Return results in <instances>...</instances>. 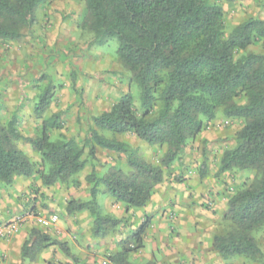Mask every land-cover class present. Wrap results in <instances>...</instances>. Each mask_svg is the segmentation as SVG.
Segmentation results:
<instances>
[{"label":"trees","instance_id":"16d2710c","mask_svg":"<svg viewBox=\"0 0 264 264\" xmlns=\"http://www.w3.org/2000/svg\"><path fill=\"white\" fill-rule=\"evenodd\" d=\"M49 1L0 0V41L19 42L36 22L37 10ZM78 1L84 8L79 28L92 35V43H117V59L139 90L138 107L128 91L109 110L92 117L81 143L75 138L50 139L49 131L61 129L57 113L43 121L36 137L22 135L15 115L5 123L0 120V193L16 177L37 175L45 188L66 183L97 160V149L122 155L127 172L111 167L98 176L92 170L85 178L91 185L89 200L66 206L68 215L87 212L93 236L101 238L106 224L114 228L122 219L101 214L99 187L126 209L143 208L163 182L164 170L183 163L188 142L220 117L240 120L233 146L220 156L217 174L248 171L253 177L228 198L222 216L226 229L213 237L212 246L222 260L241 257L261 263L264 255L254 233L264 228V52L249 48L264 41V20L248 17L227 32L224 8L217 0ZM46 77L41 74L37 81ZM54 94L51 85L39 93L33 107L36 117L47 113ZM128 134L148 146L165 147L158 165L115 138ZM19 143L40 155L39 169ZM205 162L203 157L202 168ZM146 229L142 223L110 262L132 264L128 255L143 247ZM54 244L32 229L21 258Z\"/></svg>","mask_w":264,"mask_h":264},{"label":"rangeland","instance_id":"374dc122","mask_svg":"<svg viewBox=\"0 0 264 264\" xmlns=\"http://www.w3.org/2000/svg\"><path fill=\"white\" fill-rule=\"evenodd\" d=\"M217 1L224 8L227 32L248 17L264 20V0ZM83 15L78 0H50L37 10L36 22L19 42L0 41V120L5 123L15 115L25 137L39 136L43 121L57 113L61 129L49 131L50 139L75 138L81 143L92 117L109 110L128 91L138 107L139 90L117 59V43L93 44L92 35L79 28ZM249 50L264 52V41L255 42ZM41 74L48 76L44 82L37 81ZM48 85L54 88V98L47 113L38 118L33 113L34 103ZM241 126L240 120L222 117L210 123L196 140L188 142L183 163L174 162L164 170L163 182L143 208L126 209L99 187L101 214L122 219L114 228L106 224L107 233L101 238L93 236L87 212L68 215L66 206L70 201L89 200L91 185L85 178L92 170L98 176L111 167L127 172L124 156L97 149L95 162L68 182L49 188L42 186L37 175L16 177L11 185L1 188V195L16 187H32L34 198L30 195L25 213L58 218L49 228L30 223L31 230L39 229L55 244L23 258V264H112L110 257L142 223H147L143 247L129 253L132 264H264V258L261 263L241 257L222 260L212 246L213 237L226 229L222 216L228 198L253 177L248 171L217 174L220 156L233 146ZM115 138L128 143L135 155L152 165H158L165 152V147L148 146L132 134ZM18 147L39 169L40 155L26 143ZM254 238L264 255V228L254 233Z\"/></svg>","mask_w":264,"mask_h":264},{"label":"crops","instance_id":"0c3cea01","mask_svg":"<svg viewBox=\"0 0 264 264\" xmlns=\"http://www.w3.org/2000/svg\"><path fill=\"white\" fill-rule=\"evenodd\" d=\"M33 190L32 187H16L10 193L1 195L0 224L11 222L27 212L25 210L28 208L25 205L30 204L28 201L30 195L31 198L34 195L32 194ZM30 223L33 221H28L22 225L12 237L0 239V264H23L21 248L30 235Z\"/></svg>","mask_w":264,"mask_h":264},{"label":"built area","instance_id":"2783aa9c","mask_svg":"<svg viewBox=\"0 0 264 264\" xmlns=\"http://www.w3.org/2000/svg\"><path fill=\"white\" fill-rule=\"evenodd\" d=\"M29 220L36 222L44 228H49L57 222L58 218L54 215L50 216L49 218H45L42 216L34 215L31 212L25 213L22 216L16 217L11 222L0 224V239H7L12 237L18 232L19 228Z\"/></svg>","mask_w":264,"mask_h":264}]
</instances>
